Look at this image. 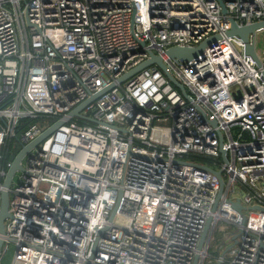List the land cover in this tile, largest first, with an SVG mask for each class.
<instances>
[{"label":"built area","instance_id":"1","mask_svg":"<svg viewBox=\"0 0 264 264\" xmlns=\"http://www.w3.org/2000/svg\"><path fill=\"white\" fill-rule=\"evenodd\" d=\"M231 19L264 21V0H0V160L22 118L54 119L23 145L64 121L13 177L0 264L10 245L11 264H264V58ZM151 52L191 100L157 65L119 82ZM221 221L237 232L210 256Z\"/></svg>","mask_w":264,"mask_h":264},{"label":"water","instance_id":"2","mask_svg":"<svg viewBox=\"0 0 264 264\" xmlns=\"http://www.w3.org/2000/svg\"><path fill=\"white\" fill-rule=\"evenodd\" d=\"M221 4L223 7V12L226 13L227 9L225 7L224 2H221ZM231 24H232L231 28L227 31V34L237 35V36L243 38V40L246 43L247 53L252 55V57L254 58V60L256 61L258 66H261V64H262L261 59H260L258 53L256 52L255 37L254 36H255V32L258 29L264 28V21L256 22V23H253L250 25L239 26L235 19H231ZM250 34L253 35L252 40L249 37ZM219 36L220 35H215V36H212L210 38H207L202 43H200L198 46H195V47L174 46V47L169 48L166 53L169 57L176 58V59L190 60L193 58H199V56L204 53L206 46L209 45L213 40H216L217 38H219ZM152 65H157L159 68H161L166 73V75L170 78V80L181 90L183 95L186 98H188L189 100L192 99L191 96L188 94L185 85L183 83H181L180 81H178L170 73V71L168 70L167 64L165 63L163 57L160 55H156L153 52L150 53V58L146 59L145 61L140 63L138 66L134 67L133 69H131L130 71H128L127 73H125L124 75L119 77V82L122 83V82L126 81L128 78L137 74L142 69L149 67V66H152ZM114 86H115V84L111 83V84L107 85L106 87H104L103 89H101L99 92L92 94L79 107L72 110L70 115L71 116H81L80 110L82 108H84L86 105H88L89 103L94 101L96 98H98L102 94H104L107 91H109L110 89H112ZM199 108L201 109V107H199ZM63 123H64V121H62V120L57 121L52 126H50L45 131H43L34 140L30 141L27 144H24L21 151L17 154V156L15 157V159L12 162L11 167L8 169V171L6 173L4 183H3L4 189L1 192V205H0V254L2 252L3 245H4L3 235L5 233V223H6L7 218L11 217V213L9 211V203H10L9 188L12 184L13 177L15 176V173L18 170H24V166L22 164V161L25 158V156L32 149L38 147L42 143V141H44L51 133H53ZM224 152L225 151L222 149V153H224ZM208 169L211 170L212 172H214L220 179L221 187H220V190L218 193V198H217V199H219L221 197V195L223 194V189H224V180H223L222 172L213 170L211 168H208ZM233 206L238 211H242V209H243V205L241 204L240 200H237L236 202H234ZM256 208L264 210V207H262V206H256ZM113 215H114V213H113ZM210 226H211V219L208 221V223L206 225L205 231L203 233V237H202L200 244H199V248H202V246H203V244H204V242H205V240L209 234ZM234 238H236V237H234ZM96 245H97V240H96L95 245H94V250L96 249ZM229 248H230V246L227 247V249H229ZM198 261H199V255H197L195 257L194 264H198Z\"/></svg>","mask_w":264,"mask_h":264},{"label":"rangeland","instance_id":"3","mask_svg":"<svg viewBox=\"0 0 264 264\" xmlns=\"http://www.w3.org/2000/svg\"><path fill=\"white\" fill-rule=\"evenodd\" d=\"M255 47L256 52L261 58H264V28L257 30L255 32ZM233 92L235 95H239L241 90L238 86L234 87ZM23 165L26 164V157L23 159ZM23 174L22 170H18L15 174L14 180L19 181L20 176ZM237 232L236 226L227 222H218L215 229L212 232L209 244V253L210 256H215L218 251H223L224 245H226L228 236ZM221 251V252H222ZM14 255V247L10 245V247L5 251L3 256L2 264H11L12 258ZM208 257V259H212V257Z\"/></svg>","mask_w":264,"mask_h":264},{"label":"trees","instance_id":"4","mask_svg":"<svg viewBox=\"0 0 264 264\" xmlns=\"http://www.w3.org/2000/svg\"><path fill=\"white\" fill-rule=\"evenodd\" d=\"M54 121L53 118L47 116L40 117H24L18 124L15 129V136L7 139L5 145L2 149V158L0 160V166L8 169L7 164L13 162L17 154L21 151L23 147L22 136L24 133L34 124L40 123H52ZM225 246V245H224ZM224 249V248H223ZM218 254V252L216 253Z\"/></svg>","mask_w":264,"mask_h":264}]
</instances>
